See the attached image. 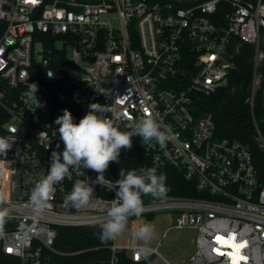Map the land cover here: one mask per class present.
Here are the masks:
<instances>
[{"label": "built area", "instance_id": "1", "mask_svg": "<svg viewBox=\"0 0 264 264\" xmlns=\"http://www.w3.org/2000/svg\"><path fill=\"white\" fill-rule=\"evenodd\" d=\"M242 43L254 49L245 100L252 107L264 79V0H0V137L13 142L0 155V209L8 210L0 219V262L65 264L54 248L56 229L106 219L100 208L64 205L76 180L96 179L89 169H70L48 208L37 211L30 202L52 151H63L55 119L68 109L78 123L90 103H99L121 130H130L129 117L154 114L165 147L135 136L121 153L139 150L141 167L157 174L171 167L201 195L142 198V215L175 216L162 238L170 228L194 233L195 249L179 264H264V183L250 148L216 136L212 116L197 117L191 107L193 95L226 85ZM31 83L37 100L27 94ZM254 140L264 149L258 130ZM105 179L104 187L94 185L95 195L109 201L115 190L107 182L116 180ZM159 244L110 240L107 260L88 264H175L159 254Z\"/></svg>", "mask_w": 264, "mask_h": 264}, {"label": "clouds", "instance_id": "2", "mask_svg": "<svg viewBox=\"0 0 264 264\" xmlns=\"http://www.w3.org/2000/svg\"><path fill=\"white\" fill-rule=\"evenodd\" d=\"M52 75V72H48L49 77ZM37 91L38 85L31 83L27 94L37 100ZM38 107H42L39 102ZM88 108L89 111L78 123L74 121L68 109L55 119L54 124L58 126L63 151H52L47 174L35 183L30 193V202L37 211L48 208L54 198L55 185L66 177L71 178L70 169L72 171L89 169L96 172L95 180L85 176L84 179H78L73 183L71 191L64 197V205L76 209L92 207L104 210L106 219L99 225L98 239L101 243H106L125 231L129 217L142 215L144 211L142 196L158 198L165 195L167 177L164 174H157V170L152 167L127 171L121 168L120 178L114 184L111 181L107 182L111 190H115V197L109 201H103L95 195L94 185L105 186V172L110 163H119L122 149L131 150L133 137L139 136L142 144L155 141L161 148L165 147L168 137L161 130L154 114L139 119L129 117L130 130H121L113 119L103 115L106 112L105 105L90 103ZM12 144L9 139L0 137V155L6 156ZM7 211L0 209V219L7 215ZM153 231V227L146 223L134 233V236L147 244L152 239Z\"/></svg>", "mask_w": 264, "mask_h": 264}, {"label": "trees", "instance_id": "3", "mask_svg": "<svg viewBox=\"0 0 264 264\" xmlns=\"http://www.w3.org/2000/svg\"><path fill=\"white\" fill-rule=\"evenodd\" d=\"M253 52L252 45L242 43L238 54L235 56V66L228 74L226 85L210 95H193L191 107L193 114L197 117L203 113H209L212 116L216 136L249 146L258 179L264 183V149H261L254 140L257 136V130L264 137V96L262 92L264 79L261 88L254 95L252 107L245 102L249 96L251 80L253 79ZM58 56H63V53ZM56 70H62V67L57 66ZM42 72L40 71L37 75L39 82L45 81ZM260 72L264 78V62L260 67ZM141 158L142 154L139 150L121 153L119 163L115 162L113 167H109L105 175L118 180L121 168L126 171L141 168ZM159 174H164L167 177V195L176 197L201 196L196 191L194 183L186 182L182 178V174L175 169L165 166ZM99 232V225L78 228L58 227L54 248L60 253L59 259L65 264H88L94 259L106 261L109 254L105 248L107 242H100L98 239ZM95 247L97 248L96 251L93 250ZM0 264L2 263L0 262Z\"/></svg>", "mask_w": 264, "mask_h": 264}, {"label": "rangeland", "instance_id": "4", "mask_svg": "<svg viewBox=\"0 0 264 264\" xmlns=\"http://www.w3.org/2000/svg\"><path fill=\"white\" fill-rule=\"evenodd\" d=\"M35 49H40L39 45ZM67 54L71 55V50L68 48ZM175 222V216L167 212L154 213L151 215H141L140 217L129 218L126 229L115 240V243L120 246L128 245H145L155 247L160 240L159 254L167 261L175 264L181 263L195 249L193 246L194 233L186 229L170 228L166 231V235L162 238V233ZM150 224L154 231L150 242L145 244L135 238L134 233L144 224ZM156 264L161 261L156 258Z\"/></svg>", "mask_w": 264, "mask_h": 264}, {"label": "water", "instance_id": "5", "mask_svg": "<svg viewBox=\"0 0 264 264\" xmlns=\"http://www.w3.org/2000/svg\"><path fill=\"white\" fill-rule=\"evenodd\" d=\"M179 1H188V0H179Z\"/></svg>", "mask_w": 264, "mask_h": 264}]
</instances>
